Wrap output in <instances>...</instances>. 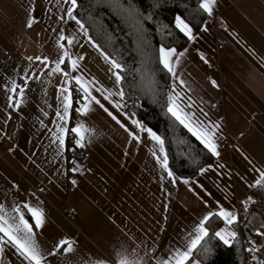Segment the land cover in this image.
Returning a JSON list of instances; mask_svg holds the SVG:
<instances>
[{
    "label": "crops",
    "instance_id": "1",
    "mask_svg": "<svg viewBox=\"0 0 264 264\" xmlns=\"http://www.w3.org/2000/svg\"><path fill=\"white\" fill-rule=\"evenodd\" d=\"M67 7L63 0H0V203L8 211L20 207L30 223L25 203L43 211L44 223L34 231L47 264H118V253L147 260L149 249L163 258L170 248L182 246L205 216L224 209L238 217V209L264 198L256 194L264 170V0H215L212 14H222L224 29L191 28L195 39L184 50L175 48L184 56L174 65L176 76L171 74L172 95L182 97L178 103L195 113L194 118L220 126L215 141L219 156L189 179L168 177L152 155H161L159 145L131 124L138 120L124 100L122 113L104 103L136 132L139 142L97 105L78 120L73 106L67 123L58 119L60 89L72 90L74 104L76 88L74 81L65 85L70 77L51 72L63 51L79 64L75 72L67 59L68 66L61 65L70 76L94 80L111 92L122 89L109 61L85 32L66 16L60 19ZM60 35L73 40L71 45L60 41L63 50L57 46ZM208 55L219 60L217 67L209 66ZM36 57H47L48 67ZM12 82L25 89L22 99L16 97L19 108L8 106ZM219 102L222 110L215 109ZM61 123L69 130L63 150L52 143ZM78 125L89 130L83 148L92 171L69 174L67 152L80 148L71 128ZM235 224L238 220L231 226L224 221L220 230L237 235ZM227 238L229 244L235 239ZM63 239L73 243L74 251L48 255ZM0 264H22V258L9 246L0 253Z\"/></svg>",
    "mask_w": 264,
    "mask_h": 264
},
{
    "label": "trees",
    "instance_id": "2",
    "mask_svg": "<svg viewBox=\"0 0 264 264\" xmlns=\"http://www.w3.org/2000/svg\"><path fill=\"white\" fill-rule=\"evenodd\" d=\"M77 3L74 15L84 25L88 39L104 57L110 56L123 65L124 79L120 84L124 101L139 122L164 140L173 175L181 179L196 177L216 157L167 111L173 78L158 63V50L161 45L180 51L188 46L190 40L175 28L177 16L195 31L207 25L208 14L199 8L201 0H77ZM78 100L81 96L74 97L75 118L81 116L75 110L81 106L76 103ZM263 189L264 183L256 187V194L262 195L259 197H264ZM253 202L264 212V198ZM223 225L224 220L217 215L206 222L210 239L206 237L202 245L210 251L194 250L193 259L201 264H244L240 235L228 245L214 235ZM255 240L261 244L254 249L264 264V238L258 235Z\"/></svg>",
    "mask_w": 264,
    "mask_h": 264
},
{
    "label": "snow or ice",
    "instance_id": "3",
    "mask_svg": "<svg viewBox=\"0 0 264 264\" xmlns=\"http://www.w3.org/2000/svg\"><path fill=\"white\" fill-rule=\"evenodd\" d=\"M56 3H60V0H56ZM63 3L68 4L69 7L64 10V15L61 16L60 19L64 20L66 16L68 19L75 21L80 29L86 33L84 25L79 19H77L76 15H74V12L78 8L77 0H63ZM214 4L215 0H201L199 8L210 16L212 15ZM32 22V20H29L27 26L31 27ZM175 28L183 33L188 40L191 41L195 39L191 27L180 16H177L175 19ZM204 30L207 29L205 28ZM64 40H67L69 45L73 43L72 39L60 35L57 42L58 49L63 50L65 48V44L60 43V41ZM182 56H184V52H177L175 48H167L161 45L158 50V63L175 77L176 72L174 65L179 63L180 57ZM105 58L111 65V69L113 70L112 75L115 77L116 84L120 85L121 81L124 79L122 75V72L124 71L123 65L119 63L118 60L113 59L110 56L105 55ZM29 59L33 58L30 57ZM35 59L39 60L45 66V68H47L50 63L47 57H36ZM66 59L70 61L72 72H75L79 67L78 61L71 59L67 51L62 52L58 61L55 62V67L51 68V72L63 73L65 77H70V79L64 81L65 85L71 84L72 81L75 82L76 88L74 90L78 95L81 96V100L76 101V103L80 104L81 106L75 110L80 114H87L92 110V105H97L117 124L124 128V130L129 133V136L133 140L139 142V136L136 134V132L130 130L126 125H124L121 120L118 119L113 113V111H110L104 103L107 102L117 112L122 113L123 108L126 107L125 104L121 103L125 96L123 89H121L119 92H111L97 87L94 80L88 81L83 76H70L68 71H64L61 68L62 64H64L66 67L68 66L66 64ZM201 59H203V57H201ZM181 83L183 84V81H181ZM213 83L215 84V82ZM24 90L25 89L23 86L12 82L11 86L8 88V91L12 93V95L8 96L9 107L19 108ZM60 91L62 100V113L57 111L56 115L60 121L67 123L69 109H71L73 106L72 90L65 86L61 88ZM94 92L99 93V97L94 95ZM173 92H175V89H173ZM17 96H19L21 99H17ZM114 96H118L119 100L114 101L112 99ZM180 100H182V97H180L178 93L175 94V96L169 95L167 111L172 117L175 118L176 121L182 124L193 136H195L213 156L218 157L219 152L217 151V144L215 141L216 133L220 126L218 124L211 123L205 124L198 118H194L195 113L186 112L184 107H181V104L178 103ZM81 101L83 102L81 103ZM185 107L191 109L192 105L187 104ZM123 114L126 118H128L126 113ZM131 124L135 125L136 128H139L141 131H146L150 139L159 145V152L161 155H157L156 151H153L152 155L160 163L161 168L167 172L168 177H173L172 171L168 168L167 155L164 154V140L151 129L144 128L139 121L131 120ZM68 131L69 130L64 127V124L61 123L57 124V131L53 132L52 143L57 144L60 150H63L64 148L65 134ZM88 131L89 130L86 129L84 125H78L71 128V132L75 133V135L78 137L75 141L77 146H84L83 141L85 139V133ZM72 171H76V169L73 168ZM204 171H206V169H201V173ZM73 183H75V181H73ZM173 183H175V180H173ZM183 183L187 184L189 182L184 180ZM262 183H264V170H260V179L256 181L257 185H261ZM23 208L27 209V213L32 218V223H30L29 220L25 218V213L20 207H13L11 208V211H8L5 209L4 204L0 203V253L4 252L5 248L10 246L11 248L15 249L18 256L22 258V264L23 262H27V264H47V257L43 255L40 246L36 242L34 231V228L38 230L43 225L45 219L44 213L41 209L31 207L26 203L23 205ZM212 215L221 217L230 226L236 223L238 220V217L234 213L221 209L217 213L205 216L203 220H201V222L196 226L194 231L189 233L188 236L184 238L183 245L170 248L163 258L158 257L154 249H149L148 252H146L145 255L148 256L147 260L142 257H136L133 259L126 254L118 253V256H120L118 264H153V262L154 264H187V262L190 260L192 261V264H199V261L193 259V253L194 250L203 251L204 253L210 251L209 249L203 247L202 242L205 241L206 237L210 239L209 231L205 227V224L210 220ZM224 233L225 230L222 229L220 231H216L214 235L223 241L225 245H228L230 241L227 236H230L234 239L236 237V233ZM261 234L264 235V233ZM61 250L65 254H71L74 251L73 243L66 239L60 240L55 245L54 250L48 253V255L55 256L57 253L61 252ZM98 264H104V262L100 261Z\"/></svg>",
    "mask_w": 264,
    "mask_h": 264
},
{
    "label": "built area",
    "instance_id": "4",
    "mask_svg": "<svg viewBox=\"0 0 264 264\" xmlns=\"http://www.w3.org/2000/svg\"><path fill=\"white\" fill-rule=\"evenodd\" d=\"M207 26L216 32L222 31L224 29V19H223L222 14L215 13V14L208 16ZM205 59L207 60L209 66L211 67H217L219 65V60L216 58H213L208 55L205 57ZM75 96H80V95H78L76 91L74 90V97ZM215 109L222 110L223 103L222 102L217 103L215 106ZM79 118L80 117L76 118V120H78ZM74 138L75 137L71 136L70 139L74 140ZM222 146H225L224 142H222ZM66 168L69 174L84 173V172L92 171L90 157L83 147L68 150L67 157H66ZM73 168H75L76 171H72ZM71 189H73V186H71ZM252 208L253 207H249L247 209H241L242 211H244L243 216L246 217L247 213ZM67 215L69 218H73L74 212L72 210H69L67 212ZM243 248H244V264H262L256 254L254 247H252L247 241H245L244 238H243Z\"/></svg>",
    "mask_w": 264,
    "mask_h": 264
},
{
    "label": "water",
    "instance_id": "5",
    "mask_svg": "<svg viewBox=\"0 0 264 264\" xmlns=\"http://www.w3.org/2000/svg\"><path fill=\"white\" fill-rule=\"evenodd\" d=\"M242 233L244 240L254 248H259L261 244L256 243V236L260 235L264 238V213L262 210L254 207L246 215L242 225Z\"/></svg>",
    "mask_w": 264,
    "mask_h": 264
},
{
    "label": "rangeland",
    "instance_id": "6",
    "mask_svg": "<svg viewBox=\"0 0 264 264\" xmlns=\"http://www.w3.org/2000/svg\"><path fill=\"white\" fill-rule=\"evenodd\" d=\"M114 81V80H113ZM243 199V198H242ZM262 200V199H261ZM255 201V200H254ZM254 203V202H253ZM252 207L254 208V207H256V208H258V209H260V210H262V208H261V206H258L257 204H253L252 205ZM244 211H242L241 209H238V223H239V226H238V231H237V235H236V237L238 236V235H240V237L242 238V240H243V233H242V225H243V223H244V221H245V219L244 218H246L245 216H243V213ZM264 213V212H263ZM248 214V213H247ZM235 237V238H236Z\"/></svg>",
    "mask_w": 264,
    "mask_h": 264
}]
</instances>
